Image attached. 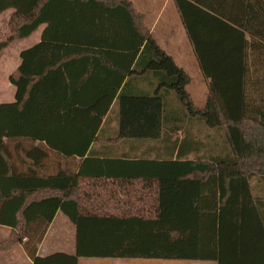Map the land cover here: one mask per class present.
Wrapping results in <instances>:
<instances>
[{
    "label": "trees",
    "instance_id": "1",
    "mask_svg": "<svg viewBox=\"0 0 264 264\" xmlns=\"http://www.w3.org/2000/svg\"><path fill=\"white\" fill-rule=\"evenodd\" d=\"M174 1L209 80L203 106L188 91L189 74L157 43L130 0H0V13L14 10L0 59L9 43L46 25L9 77L15 100L0 104V225L13 230L0 249L26 239L33 264H78L79 257L264 264V197L251 183L264 179V0ZM88 40L100 48L81 47ZM114 55L129 62L116 85L71 72L80 56ZM144 70L163 91L131 93L126 83L117 93L126 75ZM170 91L184 115L224 130L227 153L214 155L197 140L196 157L188 159L185 137L175 160L92 156L116 98L118 139L162 138ZM13 141L21 145V160ZM36 142L86 158L78 173L64 160L57 174H40L47 150ZM88 177L140 185L124 186L126 201L114 206L86 205L76 188ZM58 211L76 227V251L38 256Z\"/></svg>",
    "mask_w": 264,
    "mask_h": 264
},
{
    "label": "crops",
    "instance_id": "2",
    "mask_svg": "<svg viewBox=\"0 0 264 264\" xmlns=\"http://www.w3.org/2000/svg\"><path fill=\"white\" fill-rule=\"evenodd\" d=\"M135 9L143 14L144 23L150 30L151 35L155 38L157 43L163 48L169 55H171L176 62V64L182 67L188 74L187 66L192 62L194 63V56L198 63L197 57L195 55L194 48L189 40L186 29L182 23L180 14L176 7L174 0H130ZM9 14L11 16L14 10L9 9L1 14ZM8 18V20H10ZM46 25H41L36 31H34L30 36L14 40L9 46L2 50L0 67L3 72H5L7 81V97L9 100L0 98V104L4 102H12L15 100L16 87L12 85L9 81L10 75L19 67L21 64V52L27 48L34 46L39 43L42 39V33ZM81 47L99 49L100 43L88 40V43H81ZM89 50V49H82ZM6 53V55H5ZM194 55V56H193ZM115 65L111 67V64ZM127 58L121 59L114 55L111 59L104 58H81L79 57L76 63L75 71L72 73H77L78 76L84 75L86 78L89 75H93L94 78L102 80L107 78L114 85L118 84L119 78H121L122 73L126 66L128 65ZM119 64L123 67H119ZM195 64V63H194ZM199 66V63H198ZM134 68V63H131V69ZM200 68V67H199ZM201 70V69H200ZM143 73L137 75H126L123 79L122 87L118 89L119 94L126 83V89L131 93H157L163 91L160 89L156 78L150 71H141ZM202 72V71H201ZM203 74V73H202ZM190 76V74H189ZM205 77V76H204ZM191 78V76H190ZM115 82V83H114ZM192 82V78H191ZM190 82V84H191ZM102 85L103 82H98ZM189 84V85H190ZM206 84L208 85L209 93V80L206 78ZM188 85V87H189ZM187 87V88H188ZM112 89V88H111ZM109 89L108 91H111ZM189 91V90H188ZM2 92H4L2 90ZM91 92V91H90ZM208 95V94H207ZM11 97V99H10ZM7 100V101H4ZM204 105V104H203ZM202 105V106H203ZM118 98H116L109 110V113L104 118L102 139L92 144L91 149L93 150V157L99 158H129V159H145V160H155L164 158H173L174 160L178 156V151L182 140L186 137L187 143L189 144V150L187 151L188 159H194L196 157V151L194 145L198 140V134L196 133V127L199 120L196 117H191L190 115H184L181 104L175 99V93L170 91L169 103L166 108L167 118L164 120V132L163 137L155 140H141V139H118L119 122H118ZM185 128V131H182ZM117 138L115 141L112 139ZM177 141V142H176ZM27 146L32 144L30 141H23ZM36 146L43 145L47 150L46 157L42 163V169L39 170L40 174L55 175L60 171V165L65 163L68 165L73 173H78L80 166L86 157H80L79 155L63 156L60 155L56 150L51 149L45 143L36 142L33 143ZM21 145L18 141H13L11 143V149L14 151L16 160H21L19 150H21ZM31 163V162H30ZM123 185L118 181L110 178H93L88 177L80 184L77 185V192L81 200L83 199L84 204H94L97 206H114L115 200L126 201V197L123 191H126V187L132 189L131 186L137 187L140 185L136 180H126ZM133 187V188H134ZM129 191V190H128ZM136 191V189H134ZM264 197V195L261 194ZM62 211H58L55 218L49 225L47 232L43 240L38 244L37 255L41 257L48 256L53 253L63 252L68 254H74L76 251V227H75V243L74 249L69 252L57 251L54 252L53 247L47 244V236L51 233L54 225L56 224L57 217ZM66 216L65 214H63ZM67 217V216H66ZM68 221L70 219L67 217ZM65 221V220H63ZM71 222V221H70ZM72 223V222H71ZM3 229L0 232V247L2 244L8 240L13 234V230L4 225H0ZM7 235V236H6ZM6 236V237H4ZM18 241L11 248L5 250L0 249V264H33L34 260L27 253L23 243ZM71 243V238L67 239V242ZM81 257H79L80 259ZM199 261V260H196ZM207 262V261H203ZM217 262V261H214ZM79 264V260H78ZM181 264H191L185 262ZM218 264V262H217Z\"/></svg>",
    "mask_w": 264,
    "mask_h": 264
},
{
    "label": "rangeland",
    "instance_id": "3",
    "mask_svg": "<svg viewBox=\"0 0 264 264\" xmlns=\"http://www.w3.org/2000/svg\"><path fill=\"white\" fill-rule=\"evenodd\" d=\"M9 17L10 15L8 13L7 14L0 13V41H6L11 34L9 28V20H8ZM193 58L195 64L192 62L189 66H187V70L192 78V82L189 85L188 90L191 93L195 103L198 106H202L205 103L208 94V85L206 84V78L202 74L198 66V63L195 59V56ZM7 81L8 79L6 78L5 72H3L0 67V98L6 97V99L9 100V97L6 96L8 91ZM2 90L4 92H2ZM196 133L198 134V140L205 142L207 144L206 149H211L212 154L223 155L228 152V147H227L228 143L226 140V134L224 130L216 129V128L211 129L205 126L202 122H199L196 127ZM251 183L255 194L264 195V179L255 177L252 179ZM2 231L3 229L0 227V232L2 233ZM68 238H71L72 241L71 243H69V241L67 242ZM46 242L47 244H50L53 247L54 252L57 251L69 252L70 250L74 249V243H75L74 224L68 221L67 217L61 213L57 217L56 224L54 225L51 233L47 236ZM181 262L182 263L189 262L191 264H217V262L214 261L203 262V261L185 260V259L102 258V257H81L79 259V264H181Z\"/></svg>",
    "mask_w": 264,
    "mask_h": 264
}]
</instances>
